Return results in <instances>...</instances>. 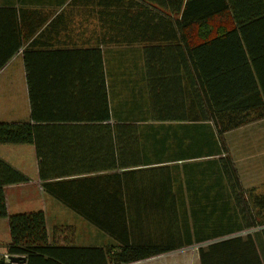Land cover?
<instances>
[{
    "label": "trees",
    "instance_id": "obj_1",
    "mask_svg": "<svg viewBox=\"0 0 264 264\" xmlns=\"http://www.w3.org/2000/svg\"><path fill=\"white\" fill-rule=\"evenodd\" d=\"M123 1L120 15L135 17L136 36L122 43L143 46L152 122L209 121L222 143L226 132L264 119V0ZM97 61L96 70H27L30 120L0 123V220L7 223L0 247L8 256L0 264H133L183 246L174 211L138 204L146 200L137 194L152 197L170 185L129 170L140 161L137 127L111 120L100 55ZM29 183L42 196L8 205L4 189ZM44 196L114 243L54 244ZM250 218V226L264 224ZM252 240L200 247L199 263L242 264L246 253L255 256Z\"/></svg>",
    "mask_w": 264,
    "mask_h": 264
},
{
    "label": "crops",
    "instance_id": "obj_2",
    "mask_svg": "<svg viewBox=\"0 0 264 264\" xmlns=\"http://www.w3.org/2000/svg\"><path fill=\"white\" fill-rule=\"evenodd\" d=\"M121 12L118 0H0V123L30 120L27 70H96L100 55L111 120L137 127L140 161L129 170L170 185L152 197L137 194L146 200L138 204L157 203L160 215L174 211L182 235L181 248L136 264H176L184 249L237 236L253 238L255 256L246 253L242 264H264V224L249 225L250 217H264V119L226 132L222 143L209 121L152 122L143 46L122 43L136 36V19ZM225 165L233 175L225 174ZM30 184L36 183L6 187L7 204L41 197L37 190L24 196ZM6 226L0 220V233ZM92 229L95 238L81 246L111 245Z\"/></svg>",
    "mask_w": 264,
    "mask_h": 264
},
{
    "label": "rangeland",
    "instance_id": "obj_3",
    "mask_svg": "<svg viewBox=\"0 0 264 264\" xmlns=\"http://www.w3.org/2000/svg\"><path fill=\"white\" fill-rule=\"evenodd\" d=\"M16 100H21L20 95L16 96ZM22 116L24 118L23 110H22ZM23 189H25L23 190L24 196L26 194L30 195L34 193V191L36 190L39 191V193H42V190L40 189V185L38 184H30L28 186H24ZM43 199H44L45 211H46L47 231L50 241H52L54 244L55 243L62 245L77 244L79 246H81V243L89 242L92 233L88 232L87 230L93 228L89 223L83 220L76 213L72 212L67 208H64L58 201L54 200L53 198L44 196ZM93 229L97 232L96 238L104 239V240L105 238H108L106 237L105 234H103L99 230H96L95 228ZM92 238L94 239L95 237L92 236ZM108 239L110 240L111 244L114 243L110 238ZM198 249L199 248L184 249L183 254L180 257H178V262L176 264H200L199 257L197 258ZM4 254L5 253L2 252V250H0V258L3 259Z\"/></svg>",
    "mask_w": 264,
    "mask_h": 264
},
{
    "label": "water",
    "instance_id": "obj_4",
    "mask_svg": "<svg viewBox=\"0 0 264 264\" xmlns=\"http://www.w3.org/2000/svg\"><path fill=\"white\" fill-rule=\"evenodd\" d=\"M19 261V258H11L10 262L11 263H17Z\"/></svg>",
    "mask_w": 264,
    "mask_h": 264
},
{
    "label": "built area",
    "instance_id": "obj_5",
    "mask_svg": "<svg viewBox=\"0 0 264 264\" xmlns=\"http://www.w3.org/2000/svg\"><path fill=\"white\" fill-rule=\"evenodd\" d=\"M3 259H4L5 261H8V256H7V255L3 256Z\"/></svg>",
    "mask_w": 264,
    "mask_h": 264
}]
</instances>
